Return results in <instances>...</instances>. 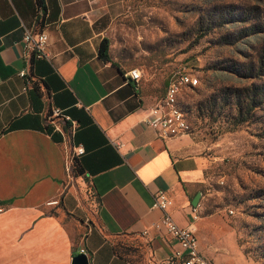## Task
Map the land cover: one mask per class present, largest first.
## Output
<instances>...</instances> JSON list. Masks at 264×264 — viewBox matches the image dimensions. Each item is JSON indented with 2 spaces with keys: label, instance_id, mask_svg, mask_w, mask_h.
I'll use <instances>...</instances> for the list:
<instances>
[{
  "label": "crops",
  "instance_id": "0c3cea01",
  "mask_svg": "<svg viewBox=\"0 0 264 264\" xmlns=\"http://www.w3.org/2000/svg\"><path fill=\"white\" fill-rule=\"evenodd\" d=\"M119 2L0 0V264H70L79 248L87 264H166L176 242L151 227L158 190L178 226L189 223L195 198L203 218L209 146L187 132L158 136L125 71L97 55ZM22 24L46 33L47 58L25 63ZM54 108L56 129L46 119ZM72 158L79 174L69 173ZM196 237L203 256L236 264L207 235ZM119 239L139 244L142 257L114 251Z\"/></svg>",
  "mask_w": 264,
  "mask_h": 264
},
{
  "label": "rangeland",
  "instance_id": "374dc122",
  "mask_svg": "<svg viewBox=\"0 0 264 264\" xmlns=\"http://www.w3.org/2000/svg\"><path fill=\"white\" fill-rule=\"evenodd\" d=\"M263 13L264 0H120L105 31L110 59L123 71L138 68L137 92L145 105L163 96L176 66L198 77V84L183 87L177 99L187 133L215 157L199 212L203 218L194 221L196 235H207L236 264H264V64L258 67L264 30L239 35ZM233 63L242 70L251 66L255 75L243 78L221 69ZM233 90L241 98L256 91L260 100L250 110L241 107L242 121ZM117 244L134 259L142 257L136 242L119 239Z\"/></svg>",
  "mask_w": 264,
  "mask_h": 264
},
{
  "label": "built area",
  "instance_id": "2783aa9c",
  "mask_svg": "<svg viewBox=\"0 0 264 264\" xmlns=\"http://www.w3.org/2000/svg\"><path fill=\"white\" fill-rule=\"evenodd\" d=\"M38 16V10L35 17ZM47 35L43 30H31L25 25H21L20 43L22 46L23 58L26 64L33 59L47 58L46 52ZM18 76L23 78L25 89L31 84V77L25 68L17 72ZM124 76L134 83L137 88V82L140 78L138 68L132 67L125 71ZM169 81L165 86L163 96L159 101L149 106L144 123L156 131V134L162 138L170 137L188 131V124L183 117L182 112L177 106L178 95L183 87L191 88L198 84V77L192 70H186L185 66L179 65L169 74ZM59 112L56 108L50 109L46 113V119L58 128ZM56 120V121H55ZM64 124L65 119L61 118ZM82 153V147L73 148V154ZM51 202H55L51 201ZM171 204L170 198L162 190H158L153 195L152 208L158 209L161 214L158 219L151 223L154 229L162 230L176 242V247L166 257V264H222L213 259L203 256L198 249L197 237L195 234L194 221L198 218V204L189 206L190 221L184 226H178L170 217L167 208ZM231 212V210H229ZM142 230L141 234H145ZM79 253H85L83 248L78 249Z\"/></svg>",
  "mask_w": 264,
  "mask_h": 264
},
{
  "label": "trees",
  "instance_id": "16d2710c",
  "mask_svg": "<svg viewBox=\"0 0 264 264\" xmlns=\"http://www.w3.org/2000/svg\"><path fill=\"white\" fill-rule=\"evenodd\" d=\"M234 15L238 16V14H234ZM228 21H232V20H225L224 22H228ZM239 21H243V20H239ZM261 30H264V13L262 15V19L260 22L251 23V24L242 26L240 28L239 35H241V36L250 35V34L256 33V32L261 31ZM97 55L102 61L110 62V64L113 65L119 72H122L121 67L116 62L112 61L109 57V40L105 36L102 37L101 40L99 41L98 49H97ZM263 64H264V57L261 55H258V67H262ZM221 69L228 71L230 73H234L238 77H243V78L244 77H253L255 75L252 72L253 68L251 66H248L247 69L242 70L241 64H237V63L222 66ZM263 90H264V87L261 91H263ZM233 91H234L233 103H234V106L237 110V115H239V117H240V118H238V121H242L245 119V117H241V115L244 113V112H242L241 107H247V109L250 110L253 107H256L258 105V101H260V100H259V98L257 100V95H256L257 92L256 91L252 90L250 93H244L243 94V96H245L244 98H241V94L238 93V90H233ZM71 166H72V171L74 174H79L81 172L78 165H77L75 158H72ZM114 251L118 252L117 244L114 245Z\"/></svg>",
  "mask_w": 264,
  "mask_h": 264
},
{
  "label": "water",
  "instance_id": "95a60500",
  "mask_svg": "<svg viewBox=\"0 0 264 264\" xmlns=\"http://www.w3.org/2000/svg\"><path fill=\"white\" fill-rule=\"evenodd\" d=\"M196 199L197 198H195L192 201V205L196 204V201H197ZM70 264H87L86 254H84V253H77V254L73 255L71 257Z\"/></svg>",
  "mask_w": 264,
  "mask_h": 264
}]
</instances>
